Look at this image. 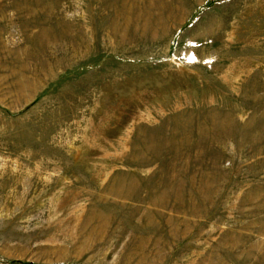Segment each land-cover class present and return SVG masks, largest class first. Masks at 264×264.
<instances>
[{
  "label": "rangeland",
  "instance_id": "1",
  "mask_svg": "<svg viewBox=\"0 0 264 264\" xmlns=\"http://www.w3.org/2000/svg\"><path fill=\"white\" fill-rule=\"evenodd\" d=\"M0 264H264V0H0Z\"/></svg>",
  "mask_w": 264,
  "mask_h": 264
}]
</instances>
